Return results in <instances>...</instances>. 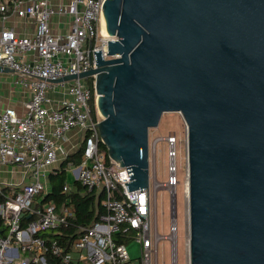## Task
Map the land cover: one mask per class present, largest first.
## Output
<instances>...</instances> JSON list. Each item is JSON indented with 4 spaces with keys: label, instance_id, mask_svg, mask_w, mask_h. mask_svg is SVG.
Here are the masks:
<instances>
[{
    "label": "water",
    "instance_id": "1",
    "mask_svg": "<svg viewBox=\"0 0 264 264\" xmlns=\"http://www.w3.org/2000/svg\"><path fill=\"white\" fill-rule=\"evenodd\" d=\"M101 13L107 58L56 82L94 77L127 192L149 186L148 130L180 114L189 264H264V0H105Z\"/></svg>",
    "mask_w": 264,
    "mask_h": 264
},
{
    "label": "built area",
    "instance_id": "2",
    "mask_svg": "<svg viewBox=\"0 0 264 264\" xmlns=\"http://www.w3.org/2000/svg\"><path fill=\"white\" fill-rule=\"evenodd\" d=\"M104 1L68 0L65 4L52 5L50 0H0L3 18L12 13L35 25L32 37H20L12 28H0V68L16 74L17 84L31 91L30 98L23 103L22 113L9 107L0 109V167L10 166L22 172L17 186L20 190L0 202V222L5 231L0 236V264H54L51 259L56 264H157L159 241L165 239L172 245L176 240L175 190L179 181L175 135L160 138L166 144V181L158 183L154 170L152 188L149 185L141 191L127 192L126 169L110 159L106 162L105 154L100 151L103 143L97 124L101 116L95 106L94 77L87 78L91 79L93 113L89 104L91 89L86 79L56 82L95 67L90 58L95 51L107 58L110 38L101 35ZM65 16L69 18L67 31L54 32L53 17ZM70 133L76 136L74 149L82 145V158L79 165L66 173L70 172L73 182L87 191L96 195L104 192L105 199L101 203L104 213L90 226L81 228L78 239L64 248L48 235L65 226L74 213L66 207L56 208L52 204L34 207L33 204L39 194L45 193L43 180L70 154L67 148ZM70 186L65 178L62 193ZM118 189L121 198L116 200L113 193ZM159 189L168 193L167 236L157 232L156 192ZM184 196L188 203L187 183ZM24 216L30 220L22 227ZM119 232L133 233L132 240L140 247L137 259L128 256L124 244L114 241L113 236Z\"/></svg>",
    "mask_w": 264,
    "mask_h": 264
},
{
    "label": "rangeland",
    "instance_id": "3",
    "mask_svg": "<svg viewBox=\"0 0 264 264\" xmlns=\"http://www.w3.org/2000/svg\"><path fill=\"white\" fill-rule=\"evenodd\" d=\"M86 79L84 81H88ZM82 80V82H84ZM85 83V82H84ZM169 134L176 137V164L179 184L176 187V226L177 234L175 242L170 245L168 240H161L157 247V264H189L188 262V210L184 196L185 184L187 183V162H186V127L180 114L164 113L158 125L148 130V154H149V185L152 188L153 175L158 183H164L167 178L166 144L161 142ZM159 139V140H158ZM18 170V169H17ZM20 170V169H19ZM22 175V172H21ZM69 183L74 181L73 175L69 172ZM45 193L50 189L48 180H43ZM169 209L168 193L165 189L156 192V221L157 232L160 236L169 234ZM171 249H173L171 251ZM128 256L137 259L140 255L139 244L131 240L126 244ZM174 254H173V253ZM176 255V257H175ZM172 260V262H171Z\"/></svg>",
    "mask_w": 264,
    "mask_h": 264
},
{
    "label": "trees",
    "instance_id": "4",
    "mask_svg": "<svg viewBox=\"0 0 264 264\" xmlns=\"http://www.w3.org/2000/svg\"><path fill=\"white\" fill-rule=\"evenodd\" d=\"M91 89L90 97V107L92 113L94 112V97L92 92L91 79L87 81ZM100 151L105 154V161L108 162L106 148L104 145H100ZM82 158V145H80L76 150L68 154L67 158L63 160L59 166L55 169L53 173L48 174L47 180L50 185V189L46 193L39 194L34 201V207H40L47 204H52L56 208L66 207L69 211L74 213L73 217L67 220L66 225L59 226L51 236L57 239L59 244L67 248L72 241L78 239L81 235V228L90 226L95 222L100 215L104 213L103 207L101 205L102 201L105 199V193L101 192L96 195L94 192L87 191L78 182H73L67 192L62 193V187L65 184L66 171L69 168L76 167L81 162ZM0 193V202L4 201L5 197L14 196L16 192H12L7 187L2 188ZM113 198L119 200L121 194L119 189L113 193ZM30 219L26 216L23 217L21 221V226L24 227ZM5 233L4 227H2L0 222V236ZM40 237V233L37 235ZM133 238L132 232H127L126 234L115 233L113 239L118 244H126L130 242ZM51 262L56 264V262L51 259Z\"/></svg>",
    "mask_w": 264,
    "mask_h": 264
},
{
    "label": "crops",
    "instance_id": "5",
    "mask_svg": "<svg viewBox=\"0 0 264 264\" xmlns=\"http://www.w3.org/2000/svg\"><path fill=\"white\" fill-rule=\"evenodd\" d=\"M52 5L65 4L68 0H50ZM69 18L60 17L51 20L52 30L54 32L65 33L67 31ZM12 28L15 33L20 37H32L35 31V25L22 18L16 17L14 14L9 13L4 18L0 15V28ZM18 76L10 71L0 70V109L13 108L17 113H22L23 103L28 101L31 96L29 88L22 87L17 84ZM76 144V136L74 133L69 134V143L67 148L69 152H73ZM57 166V165H56ZM56 168V167H55ZM10 166L0 167V190L8 188L12 192L20 190L18 183L22 179L21 170ZM66 181L69 183V175L66 173ZM15 185L10 187L8 185ZM70 185L72 183H69Z\"/></svg>",
    "mask_w": 264,
    "mask_h": 264
},
{
    "label": "bare ground",
    "instance_id": "6",
    "mask_svg": "<svg viewBox=\"0 0 264 264\" xmlns=\"http://www.w3.org/2000/svg\"><path fill=\"white\" fill-rule=\"evenodd\" d=\"M101 35H102V36H105V37L108 36L107 33H106V31H105V26H104V20H103V18H102V20H101ZM185 185H186V184H185Z\"/></svg>",
    "mask_w": 264,
    "mask_h": 264
}]
</instances>
